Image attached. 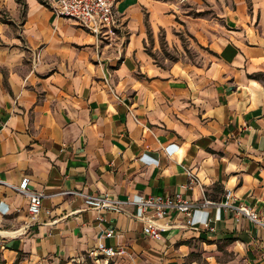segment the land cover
I'll return each mask as SVG.
<instances>
[{
	"label": "crops",
	"instance_id": "0c3cea01",
	"mask_svg": "<svg viewBox=\"0 0 264 264\" xmlns=\"http://www.w3.org/2000/svg\"><path fill=\"white\" fill-rule=\"evenodd\" d=\"M115 13L97 37L45 0H0L3 262L96 264L103 243L125 249L109 264H264V226L220 204L231 190L264 220V0H116ZM185 26L196 62L158 63L160 36L181 46ZM189 172L201 184L185 189ZM24 176L46 194L33 223L10 187ZM69 189L212 203L191 226L171 210L151 238L136 206L88 208Z\"/></svg>",
	"mask_w": 264,
	"mask_h": 264
},
{
	"label": "built area",
	"instance_id": "2783aa9c",
	"mask_svg": "<svg viewBox=\"0 0 264 264\" xmlns=\"http://www.w3.org/2000/svg\"><path fill=\"white\" fill-rule=\"evenodd\" d=\"M51 10L57 15L75 20L78 24L88 29L97 37L105 32H113L117 27V19L115 13L116 0H45ZM40 53L36 52L32 62L35 65L39 63ZM1 123V121H0ZM190 182L183 185V188H191L193 184H201L199 177L192 172H189ZM10 187L18 194L25 195L29 199L28 213L29 221L33 223L37 220L42 211V200L46 196L43 192L32 190L30 188V177L24 176L21 181ZM59 195H78L84 199L88 208L92 209H121L125 206H136L141 214L136 216L144 221L143 230L151 238L160 236L161 231L165 228L159 222V219L164 218L171 210H177L183 213L186 217V224L193 225V211L198 207H204L212 202L205 200L197 204L187 199L182 192H176L174 195L165 196L162 194H147L140 195L137 198H127L124 200L111 198L110 196H97L80 190H62ZM233 192L228 190L225 199L220 202L225 207L234 209L237 213L246 215L253 222L264 226V220L258 216L255 209L247 204L241 203L234 205L232 203ZM50 213V210H46ZM116 234L115 229L110 228L106 232V236L111 237ZM125 249L122 246H108L99 243L90 251V256L95 259L96 264L103 261L104 264H109V260L114 256L122 255Z\"/></svg>",
	"mask_w": 264,
	"mask_h": 264
},
{
	"label": "rangeland",
	"instance_id": "374dc122",
	"mask_svg": "<svg viewBox=\"0 0 264 264\" xmlns=\"http://www.w3.org/2000/svg\"><path fill=\"white\" fill-rule=\"evenodd\" d=\"M215 10H210L208 12H214ZM191 13H195L194 10H190ZM160 50H156L153 54L154 58L160 64H169L174 60H179L181 58H188L190 57L192 61L196 62L197 57L199 56V48L195 45L192 40L190 39V34L187 31L186 26L181 28V46L178 47H169L166 43L162 40V36H160ZM186 52L187 55L184 53ZM0 264H5L0 256ZM88 264H92L90 260Z\"/></svg>",
	"mask_w": 264,
	"mask_h": 264
}]
</instances>
